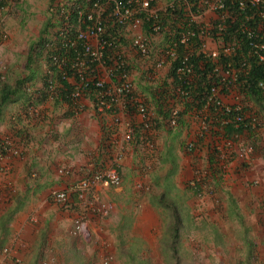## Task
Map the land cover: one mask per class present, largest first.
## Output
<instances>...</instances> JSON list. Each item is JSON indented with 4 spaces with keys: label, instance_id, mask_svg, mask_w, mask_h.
<instances>
[{
    "label": "crops",
    "instance_id": "0c3cea01",
    "mask_svg": "<svg viewBox=\"0 0 264 264\" xmlns=\"http://www.w3.org/2000/svg\"><path fill=\"white\" fill-rule=\"evenodd\" d=\"M208 17L213 21L215 14L206 13L203 20ZM205 40L209 48H215V43ZM126 51L135 93L153 122L150 128L134 109L121 102L114 103L111 110L98 112L93 107V94H85L75 107L43 87L17 93L2 108L0 138L9 140L17 153L8 151L0 170V264H88L106 252L114 256V264H177L170 247L161 245L165 233L149 232L163 231L165 223L173 218L170 211L181 218L179 259L204 252L209 257L206 251H190L188 244L193 242L205 247L209 242L217 258L240 259L238 236L223 230H215L210 238L198 234L202 229L218 228V220L206 215L213 214L215 206L225 203L223 208L226 204L231 208L232 202H237L234 179L238 175H224L216 169L220 130L213 127V136L198 137L201 121L210 123L213 113L196 99L179 96L167 73L147 75L144 68L150 60L131 55L129 46ZM41 76L35 75L30 81L37 80L42 86ZM68 85L72 86L71 81ZM57 86L60 88V84ZM249 103L260 113L255 100L249 99ZM173 107L179 109L180 117L172 127L166 118ZM125 122L132 126L129 142L123 141ZM190 141L196 143L192 152L185 149ZM114 142L123 143L124 157L119 167L122 181L117 187L99 189L102 198L112 202L111 212L103 218L91 215L88 233L73 235L72 222L78 209L57 203L51 195L110 162ZM248 168L250 181H264L259 172L264 167L253 162ZM197 172L210 185L198 198L187 186ZM219 175L223 179H218ZM159 223L162 230L155 229ZM140 226L148 230L139 233ZM244 252L248 257V250ZM247 257L242 264H247Z\"/></svg>",
    "mask_w": 264,
    "mask_h": 264
},
{
    "label": "built area",
    "instance_id": "2783aa9c",
    "mask_svg": "<svg viewBox=\"0 0 264 264\" xmlns=\"http://www.w3.org/2000/svg\"><path fill=\"white\" fill-rule=\"evenodd\" d=\"M248 1L257 4L262 0ZM156 2L157 0H59L57 10L61 17V25L54 30V36L49 42L51 46L49 74L59 81H65L70 77L77 81V85L68 94L73 104H76L89 89H94L93 107L96 111L106 112L112 109L114 103L121 102L124 106H134L135 111L144 120L146 128L153 125V122L147 117L146 106L133 90V83L128 70L125 68L124 58L117 52L107 53L105 51L107 47L114 49L116 44L102 40V34L105 31V22L107 21H116L123 25L129 23L136 30L133 45L141 55L148 56L151 36L144 34L141 26H143L144 19L152 20L150 24L152 31H161L160 14L163 9L158 7ZM194 6L196 12H191L190 9ZM238 6L245 8V0H239ZM224 8V0H195L183 7L186 17L189 16L190 20L203 23L200 27V34L203 36L201 37L202 44L197 49V53L210 57L216 64L213 68L216 71V81L209 82V88L202 97L203 101H197L213 113L215 116L213 121H220V124L224 126L232 124L236 128L243 129V133L227 136L224 128L218 127L212 122L209 123L205 119L201 121L198 137L213 136V132H211L213 127L217 131L220 130L216 138L218 143L215 148V157L217 160L216 169L221 174L229 170L232 163V160L229 159L234 158L247 166L253 163V146L243 140L242 137L246 132L258 131L260 127L258 116L253 111H248L246 105L238 99L240 96L235 93L241 89L238 84L239 71L232 67L230 62L224 65L219 61L220 54L229 55L236 48H239L237 40L227 43L220 38V32L224 31L222 24H217V30L214 32L216 36H213V32L211 33V30H214L213 25L203 20L206 13L217 14L216 12ZM260 16L264 17V14L261 13ZM216 17L218 18V15ZM216 17L214 19H217ZM241 32L246 36L252 54L263 68V76L257 85L264 90V22L257 24V26L244 25ZM190 34L193 32L186 31L179 35L176 41L175 30L171 29L167 43L161 49L162 55L156 59V67L162 66L165 58H168L169 64L176 59L175 47L178 43L183 44L188 50L194 51L193 45H190ZM205 39L215 43V48H209ZM192 67L189 65L186 54L181 57L176 73L184 76L191 73L187 78L190 81L193 73ZM107 82L112 83L107 84ZM90 85L93 87L90 88ZM179 92L184 97H190L186 90L179 89ZM229 113L233 114L227 117ZM219 115H224L225 118H222L223 116L218 117ZM166 121L168 125L176 126L179 121V109L171 108ZM124 125L126 130L123 133V141L129 142L132 138V126L129 122H125ZM198 137L194 138L197 142ZM114 143V152L110 162L90 173H85L67 189L55 191L52 194L53 199L63 205L70 204L72 201L71 194H76L80 212L73 222V235L84 236L88 233L91 215L103 218L111 212L112 202L103 199L99 189L109 186L117 187L122 181L119 167L124 157L123 143ZM194 143L195 141L188 142L186 149L192 150ZM10 148L9 141L0 140V169H2L4 153ZM259 172L264 177V168L260 169ZM200 181V174L197 172L189 179L188 184L195 187L199 197H203L207 190L205 184L197 185V182ZM253 181L259 182L257 179ZM4 251L7 252L8 249L6 248ZM111 261L112 255L106 253L101 259V264H110Z\"/></svg>",
    "mask_w": 264,
    "mask_h": 264
},
{
    "label": "rangeland",
    "instance_id": "374dc122",
    "mask_svg": "<svg viewBox=\"0 0 264 264\" xmlns=\"http://www.w3.org/2000/svg\"><path fill=\"white\" fill-rule=\"evenodd\" d=\"M50 1L51 0H48L47 3H44L43 0H5L3 7L0 8V69L4 72L5 82H7L8 85L9 81H11V85H14V79L16 80L18 77L26 75L32 70L35 71L34 73L37 76L46 75L47 65L45 62V43H43V47H41L39 53L36 49L32 53V62H30L28 68L26 63L28 62L27 56L30 55V45H32L33 42H36L39 37L40 30L43 28L47 20L46 13L48 5L51 3ZM167 1L168 0H161L159 2V5L165 7ZM45 5L46 7H44ZM211 19L212 17H208L205 20L206 23L211 24ZM47 33L45 34V37L49 34ZM161 40H163V42L159 43ZM157 42L159 44L155 45L156 48L164 46L167 42L166 33L159 36ZM130 51H132V53L136 52L133 48L130 49ZM154 53L155 50L153 48L150 49L149 55H153ZM146 59H151V57ZM162 66L160 65L156 67L154 63H152V65H150L149 63L147 72L149 73V75H152V72L157 73L158 69H160ZM162 72L166 73L164 71H160V73ZM164 84L167 83L162 82V85ZM0 85H3V83H0ZM24 86L25 84L23 85V87ZM27 87L28 89H32L33 87L40 88L42 86L41 82H37V80H35L28 82ZM235 93L240 96V98L238 99L242 101L246 105V107L253 111L259 118L260 127L258 131L246 132L242 138L253 146V162L256 165H259V168L264 167L263 103L258 101L256 102L261 107L259 113L257 109H254L253 106L249 103L250 98L246 94L244 95L241 89H239ZM229 160H232V163L229 166V170L225 172L224 175H238L234 179V191L237 195V202L234 204L232 203L231 208H228V204H226V207L223 208L225 203H221L218 204L219 206H215L217 212L215 210L213 214L207 213L206 215L214 217L218 220L216 222L218 228L216 227V229L214 230H212V228L202 229V232L198 234L205 235L207 238H210V236L214 234L215 230L217 233H220L221 230H223L225 233L228 232L238 236L240 238V259L234 261L235 259L230 257L217 258L215 257V254H213L215 253V250L211 247L212 245L209 242H206L207 247L202 245L198 246L197 243L193 242L188 244V246L191 248L190 251L195 250L194 253L198 252L199 250L206 251L207 253H209V257L205 254V252L204 254L196 253L192 254L193 256H191L190 258L185 257V259H183L181 257L179 259L180 264L183 261H186L189 264H196V262L198 264H219L220 262H222V264H239V262L240 264H242L244 262L242 259L247 257L244 250H248L247 254L249 256V264H264V181L261 183H255L253 180L256 179L253 178H251L250 181V175H248L250 169L248 168V166L238 160H235L234 158ZM210 168L211 167L209 166L207 175L209 174ZM219 176L221 177V175ZM223 177L224 176L218 179H223ZM258 180L259 179H257V181ZM206 183L208 184V182ZM241 184L243 187L241 186ZM206 188H208V186H206ZM209 211L212 212L211 208H208V212ZM244 228H247V230H245ZM155 229L162 230V225H160V223L159 225L157 224L155 226ZM147 230L148 229L146 228L144 230L143 228H141V226L138 227L139 233H143V231L145 232ZM149 232H152L153 234H156L157 232L160 234H164L165 226L163 227V231H153V229H149ZM161 245L163 244L161 243ZM180 245L182 246L181 242H179V246ZM148 250L149 252L151 251L150 246L148 247ZM194 255L198 258H196ZM97 260L100 261L99 258H95V261ZM114 260L115 258L113 257V261L111 262V264H114ZM99 261H97V263Z\"/></svg>",
    "mask_w": 264,
    "mask_h": 264
},
{
    "label": "trees",
    "instance_id": "16d2710c",
    "mask_svg": "<svg viewBox=\"0 0 264 264\" xmlns=\"http://www.w3.org/2000/svg\"><path fill=\"white\" fill-rule=\"evenodd\" d=\"M191 1L195 0H180L174 1L172 7H168L167 13H164L160 18L163 25H166L167 22L168 28L175 30V38L176 41L179 38V35L182 33H185L186 31H191L193 34H190V45H193L194 51L190 52L183 44H177L175 47L176 50V59L170 63L169 70L167 75L171 76L173 79L172 84L174 83L175 87H177L178 95L184 97L180 94L179 88L181 90H186L189 92L190 96L193 99L200 101H203L202 97L204 93H206L207 89L209 88V82L210 81H216V71L213 70L216 64L213 63V61L210 59V57H206L204 54L197 53V49L202 44L203 37L200 34V27H202L203 23H198L194 20H190L188 17H186L183 7L184 5L188 4ZM239 0H224V9H221L220 11L216 12L215 17L218 15L217 19H214L212 21L213 29L211 30V33L213 32V36H216L214 34L217 24H222L224 26L222 32H220V38L224 40L227 43H231L233 40H237V45H239V48H236L233 53L229 55L220 54V63L221 64H227L228 62L231 63L232 67H234L239 72L238 77V84L240 85L241 91H243L250 99L255 100L256 102H262L264 107V90L260 89L257 85L258 81L262 78V66L257 62L256 58L251 52L248 40L246 36L241 32V28L244 25L247 26H257V24H260L264 22V17L260 16L261 13L264 14V0L261 2H258L257 4H252L250 1L245 0V8H239L238 6ZM196 7H192L190 10L191 12L195 11ZM49 24V19L46 20L43 28L40 30L39 37L36 40V42H33L32 45H30L29 48V54L27 56V68L30 65V62H32V53L35 51V49L40 51L42 44L44 43V35L46 33L47 27ZM145 29L148 32L149 30V23H147V20L144 19ZM114 32L113 35H117V32L115 27H112ZM115 33V34H114ZM132 45V44H130ZM133 48H136L133 46ZM188 55V62L190 66H193V73L192 75L198 76V79L190 80L187 79L191 73L184 75H179L176 73V68L180 63V59L184 55ZM137 68H139V65H137ZM132 68H129L128 65V72L131 73ZM138 72L141 71L139 69H136ZM136 71V72H137ZM35 71H31L28 73L24 78L17 79L15 81V86L8 85L5 80L2 81L3 85L0 91V113L2 111V108L4 105L8 102H11L12 99L17 95V93H24L25 87L23 85L29 80H31L35 76ZM184 76V77H183ZM187 79V80H184ZM194 81H197L196 83ZM5 82V83H4ZM46 83V82H45ZM133 83V82H132ZM62 84V97H64V94H67L69 90L71 89V86L68 85L66 81H64ZM166 85V84H165ZM93 85H90V88H92ZM134 88V87H133ZM135 92V88L133 89ZM88 94H93L94 96V89H89ZM95 99V96H94ZM66 101L70 105H74L73 102L66 98ZM129 108L134 109V106L128 105ZM248 111H251L249 108L246 107ZM135 111V109H134ZM233 113H229L227 117H230ZM225 115V114H224ZM224 115L218 116L225 118ZM180 117V114H179ZM215 116H212V123L216 124L218 127L224 128V131L227 136L233 135V134H240L243 133L242 128H236L232 124L222 125L220 124V121L215 122L213 121ZM251 132V131H250ZM187 145V144H186ZM185 145V149H186ZM194 149H196V143H194V147L192 150H187L188 152H192ZM211 167V166H210ZM245 167V165H244ZM197 170H195L196 172ZM207 176V175H205ZM200 182H197V185L205 184L207 186V183L205 182V179L202 178L200 175ZM187 186L190 190L195 193L197 197H199L196 193V189L194 186H191L187 183ZM233 204L235 203L232 202ZM76 207L78 209L77 201H74L71 203L70 207ZM80 211V210H79ZM78 211V213H79ZM82 211V210H81ZM173 212L170 211V216L173 217L172 220H170L168 223H165V234L163 236V242L162 244L165 245V247H170V250L172 251V258L179 264V257H177V249L179 246V236H180V230H181V224L180 220L181 218L177 213L172 214ZM247 230V228H244ZM180 249V248H179ZM176 254V255H175ZM168 256L166 255L165 258ZM247 260V264H249V256L245 259Z\"/></svg>",
    "mask_w": 264,
    "mask_h": 264
},
{
    "label": "clouds",
    "instance_id": "9594fccd",
    "mask_svg": "<svg viewBox=\"0 0 264 264\" xmlns=\"http://www.w3.org/2000/svg\"><path fill=\"white\" fill-rule=\"evenodd\" d=\"M161 0H157V2L155 3L158 7H160L161 9H163L162 11L163 12H161V14H160V17L164 14V13H167L166 11H167V9H168V7H172L171 5H173V3L172 2H174V1H177V0H168L167 2H166V5H165V7L163 6H160L159 5V2H160ZM51 3L48 5V7H47V13H46V18L47 19H49V24H48V27H47V30H48V33H47V30H46V33L48 34V35H46V37H45V35H44V43H45V55H46V60H45V62H46V65H47V73H46V75L44 76H41V79H42V77H43V80H42V87L44 88V90H47L48 91V93L49 94H51V92H53L54 94L52 95V96H55V95H61L62 96V92L59 90V89H62L63 90V88H62V84L61 83H63L64 81H59V80H56L54 77H51L50 76V74H49V53H50V49H51V46L49 45V42L52 40V37L54 36V30L56 29V28H58L60 25H61V22H60V16H59V14H58V10H57V4H58V2H59V0H51L50 1ZM5 3V0H0V8H2L3 7V4ZM171 4V5H170ZM110 22V23H109ZM151 22H152V20H149V21H147V23H149V30H148V32L146 31V29H145V24L143 23V26H141V30H142V32L144 33V34H147V35H150L151 36V42H150V49H154L155 50V53L153 54L154 55V58H152L153 57V55H148V56H143V55H141L139 52H138V50H137V48H133V37H134V33H136L135 31V29L134 28H132L131 26H130V24L129 23H126V24H120V23H118V22H112V21H107V22H105L106 24H105V31H104V33L102 34V40H105V41H110V42H115V44H116V47L113 49V47H107V49L105 50L107 53H112L113 51L114 52H117V54L118 55H121L123 58H124V60H125V68H126V70H128V60L126 59V54H124V52H127L126 51V49L128 48V46H129V50L130 49H134L136 52H134V53H130L131 55H136V54H138V56L139 57H141V58H143L142 60H144L145 62H147V59L146 58H149V57H151V59H149L150 61L149 62H147L148 63V66H147V68H144V69H146V71H147V69H148V67H149V63H150V65H152V63H154V65H155V62H156V59L158 58V57H160L162 54H161V49L166 45H164V46H162V47H160V48H156L155 47V45H157V44H159V43H161V42H163V40H161L159 43L157 42V39L159 38V36H161V35H164L165 33H166V35H167V39H168V35H169V31L171 30V28H168L167 26H168V24H169V22H167V24L166 25H163V23L161 22V18H160V25H161V31L160 32H154V31H152V29H151V26H150V24H151ZM112 27H115V29H116V31H118L117 32V35H113V33H111V32H114L113 31V29H112ZM45 33V34H46ZM115 34V33H114ZM167 43V42H166ZM130 44H132V45H130ZM42 47H43V44H42ZM113 49V50H112ZM123 50H124V52H123ZM188 51H190V52H193V50H188ZM130 52H132V51H130ZM136 53V54H135ZM149 54H150V51H149ZM137 55L135 56V57H138ZM109 63H111V61H108ZM169 60H168V58H165V60H164V62H163V66L160 68V69H158V72H157V74H159L160 73V71H164V72H166V73H168V70H169ZM156 66V65H155ZM165 73V74H166ZM153 74H155V72H152V75ZM27 75V74H26ZM26 75H24V76H21V77H18L17 79H20V78H23V77H25ZM147 75H149V73L147 72ZM167 75V74H166ZM129 76H130V73H129ZM16 79V80H17ZM191 80H195V79H198V76L196 75V78H195V76H191V78H190ZM3 80H5V75H4V72L0 69V83H2V81ZM16 80H14V82L16 81ZM67 83L69 82V81H71V83H72V86H71V89L69 90V92L75 87V85H77V81L75 80V79H73L72 77H70V78H68L67 80H65ZM132 81V80H131ZM29 82H31V81H29ZM46 82V83H45ZM27 83L28 82H26L25 83V88H26V90L28 89V87H27ZM167 83V82H166ZM10 85H11V83H9ZM58 84H60V88L57 86ZM11 86H15V83H14V85H11ZM133 87H134V85H133ZM1 88H2V85H0V91H1ZM180 89V88H179ZM69 92L67 93V94H64V97H62V98H64V99H66V98H68L69 99V97H68V94H69ZM178 93V92H177ZM85 94H88V92L87 93H84L81 97H83ZM80 97V98H81ZM183 98V97H182ZM188 98V97H187ZM190 98H192L191 96L188 98V99H190ZM184 99H186V98H184ZM0 140H7V139H2V138H0ZM7 141H9V140H7ZM9 143H10V141H9ZM10 147H11V143H10ZM9 152H11V153H13V151H15V150H13L12 148H10V150H8ZM8 151H6L5 153H4V156L8 153ZM16 153H17V151H16ZM13 154H15V153H13ZM4 158V157H3ZM2 167H3V164H2ZM1 170V169H0ZM71 186V185H70ZM69 187V186H68ZM68 187H66V188H64V189H67ZM64 189H62V190H64ZM60 191V190H59ZM53 194V193H52ZM51 197H52V195H51ZM102 197V196H101ZM53 198V197H52ZM71 199H72V201H71V203L72 202H74V201H77V196H76V194H71ZM58 203V202H57ZM71 203L70 204H68V205H64V206H71ZM61 204V203H60ZM63 205V204H62ZM77 205H78V202H77ZM80 210V208H79V206H78V211ZM80 212V211H79ZM77 214H78V212H77ZM77 214H76V216H77ZM76 216L74 217V219L76 218ZM107 217V216H106ZM74 219H73V222H74ZM73 222H72V224H73ZM88 231H89V223H88ZM85 236V235H84ZM4 249H6V248H4ZM4 249H3V251H4ZM5 252V251H4ZM106 253H108V252H106ZM105 253V254H106ZM104 254V255H105ZM108 254H111V253H108ZM104 255H102L99 259H100V261L99 260H97V261H99L98 263H97V261H92V262H90V263H88V264H101V259H103V256ZM112 255V254H111ZM113 255H112V261H113ZM111 261V262H112ZM13 264V263H12ZM15 264V263H14ZM111 264V263H110Z\"/></svg>",
    "mask_w": 264,
    "mask_h": 264
}]
</instances>
